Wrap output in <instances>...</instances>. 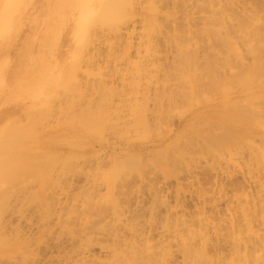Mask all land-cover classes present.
<instances>
[{"label": "rangeland", "instance_id": "rangeland-1", "mask_svg": "<svg viewBox=\"0 0 264 264\" xmlns=\"http://www.w3.org/2000/svg\"><path fill=\"white\" fill-rule=\"evenodd\" d=\"M47 1L0 0V88ZM99 20L50 105L0 121V264H264V0Z\"/></svg>", "mask_w": 264, "mask_h": 264}, {"label": "bare ground", "instance_id": "bare-ground-1", "mask_svg": "<svg viewBox=\"0 0 264 264\" xmlns=\"http://www.w3.org/2000/svg\"><path fill=\"white\" fill-rule=\"evenodd\" d=\"M111 4L112 0L110 2L109 0H48L44 6L42 5V9L32 21L35 27L33 30L35 37L27 38L22 58L18 60L17 66L11 69V80L9 81L8 78L4 77L5 84L0 88V121H6L13 115L28 117L29 114L36 111L34 109L37 107L50 105V101L55 96L59 86L64 85L72 74L71 72L67 77L74 53H77L82 43L87 42L83 28H87L97 20L100 21L99 19H102L106 11L110 9ZM216 14V11L212 13L213 16ZM218 22L221 23V20ZM72 48H75L76 51L73 50L71 54ZM229 58L228 55L224 56V59ZM3 65L4 63L0 61V85ZM229 96V94H225L220 103L222 105L228 103L231 99ZM155 142L157 145H161L162 137L157 138ZM17 196L19 197V195ZM19 199H16V196H10L4 203V207H0V213L2 210L4 216L5 212L8 214V208L11 206L15 209L13 205L19 203ZM4 210L6 211L4 212ZM13 211L12 213H14ZM9 213H11L10 210ZM2 226L0 223V229ZM2 230L0 232H4ZM1 235L3 236V234Z\"/></svg>", "mask_w": 264, "mask_h": 264}, {"label": "crops", "instance_id": "crops-1", "mask_svg": "<svg viewBox=\"0 0 264 264\" xmlns=\"http://www.w3.org/2000/svg\"><path fill=\"white\" fill-rule=\"evenodd\" d=\"M15 66H17V63H16V65H11L9 68H8V70L5 72V73H7V76H6V78H8V80L10 81L11 80V78H12V71H11V69H12V67H15ZM4 77H5V74H4Z\"/></svg>", "mask_w": 264, "mask_h": 264}]
</instances>
